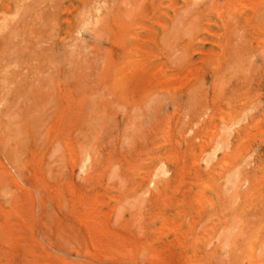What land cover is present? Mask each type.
Returning <instances> with one entry per match:
<instances>
[{"label": "rangeland", "instance_id": "1", "mask_svg": "<svg viewBox=\"0 0 264 264\" xmlns=\"http://www.w3.org/2000/svg\"><path fill=\"white\" fill-rule=\"evenodd\" d=\"M0 264H264V0H0Z\"/></svg>", "mask_w": 264, "mask_h": 264}]
</instances>
